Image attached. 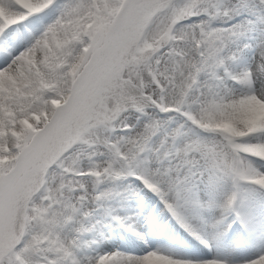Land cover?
Masks as SVG:
<instances>
[{
  "label": "snow or ice",
  "instance_id": "6c2138e0",
  "mask_svg": "<svg viewBox=\"0 0 264 264\" xmlns=\"http://www.w3.org/2000/svg\"><path fill=\"white\" fill-rule=\"evenodd\" d=\"M55 6L0 0V264H235L217 249L264 203V91L227 86L264 77V50L230 68L242 0H63L45 24ZM129 178L198 255L85 254L98 186Z\"/></svg>",
  "mask_w": 264,
  "mask_h": 264
},
{
  "label": "bare ground",
  "instance_id": "6f19581e",
  "mask_svg": "<svg viewBox=\"0 0 264 264\" xmlns=\"http://www.w3.org/2000/svg\"><path fill=\"white\" fill-rule=\"evenodd\" d=\"M60 3H63V0H57V6L42 14L45 24L54 22L58 17ZM234 20L243 21L239 16H236L232 21ZM232 25L234 24L232 23ZM243 26L246 27V24ZM248 34L246 33V35L241 37L238 41L240 51L237 60L230 64V68L234 72H240L245 70V68L255 69L257 62L260 61L261 51L264 50V37L260 36L252 38L249 37ZM245 45H247V47ZM2 62H4V57L3 55H0V63ZM254 79L255 83L252 89H249L247 86L236 84L231 80L227 82V86L235 88L237 92L246 93L254 90L257 93H260L261 91H264V77L257 76ZM255 163L261 171H264V162ZM128 180L129 179L102 184L99 193H108V195L103 197L101 203L107 205V215L104 217V220L108 219L109 222L108 224L95 223L93 227L89 225L91 231L85 235L91 236L93 240L90 243H86L84 250L85 254L93 257L105 255L113 246L117 245L122 250L121 253L126 254V252H128L131 255H142L145 250L151 249L176 251L184 255H198V248H204V246L200 244L199 241V244L194 242V237L190 236L187 232L184 234L176 225L172 224L170 220L168 221L166 216H163L162 214H153L152 216L154 203L152 200V193H147V190L140 185H137L138 188H136V190L134 186L132 187L128 184ZM129 189L139 191V195L131 194V192L128 191ZM226 190L227 189L224 185H217V197L222 198ZM259 205L260 208L258 211L257 206ZM127 210H133L137 216L142 215L148 210V216L151 215L153 219H155V222L151 224L150 227L149 223L143 225L135 220L127 221L124 217V212ZM114 215L118 218L117 220H114L116 224L113 222V219L110 220ZM157 220H161L158 225ZM89 223H91V221H88V224ZM113 224L116 226L115 231H112ZM119 224H122L126 231L122 237L120 236L121 230L118 227ZM248 225L247 230L242 228L244 232H239L241 229L239 223L235 224L231 230L226 231L229 236H234L235 239L224 240L221 246L217 249L218 254L230 257L235 261V264H242L243 261L252 259L261 254V252H264V203L253 201L252 212L248 217ZM116 231L120 235L112 234ZM235 233L237 234L235 235ZM246 234L260 236L254 240L242 239L243 235Z\"/></svg>",
  "mask_w": 264,
  "mask_h": 264
},
{
  "label": "rangeland",
  "instance_id": "374dc122",
  "mask_svg": "<svg viewBox=\"0 0 264 264\" xmlns=\"http://www.w3.org/2000/svg\"><path fill=\"white\" fill-rule=\"evenodd\" d=\"M62 4V3H60ZM255 12V13H254ZM245 13V14H244ZM242 14V15H241ZM244 14V15H243ZM241 15V16H239ZM236 16H239L240 19H243V21L241 20H238V21H232ZM231 21H229L230 24H234V25H237V24H246V27H245V30H246V33L248 34L249 37H264V6H261L258 4L257 0H242V8H241V11L239 14H237ZM255 19V20H254ZM249 21V22H248ZM254 21V22H253ZM260 21V22H259ZM44 22V21H43ZM236 24H235V23ZM45 23V22H44ZM254 23V24H253ZM261 23V24H260ZM251 24V25H250ZM254 26V27H253ZM253 27V28H252ZM256 27V28H255ZM250 29V30H249ZM252 33H251V32ZM258 31V32H257ZM246 69V68H245ZM200 135L203 136V137H211L212 134L211 133H207V132H203V131H200ZM255 162H258V163H262L260 161H255ZM131 182V183H130ZM128 184H130L132 187L134 186V188H138L137 185H139L138 181H134L132 180L131 178H129L128 180ZM104 186V185H103ZM142 186V185H140ZM102 185H99L98 188H97V191L99 192L100 189H101ZM143 187V186H142ZM137 190V189H136ZM147 190V189H146ZM154 198V205H153V212L152 214L154 215H160V214H165L167 213L168 211L166 210V208L164 207V205L160 202L159 198L156 197L155 195H153ZM253 201H256L257 203H262L261 202V199L257 196V197H254L253 198ZM102 200L96 204L94 206V214L92 217V219H89V222L91 221V223H89V225H91L92 227L94 226L95 223L97 224H100V223H103V224H108L109 220H104V217L107 215V205L106 204H103L101 203ZM259 208H260V205L257 206V210L259 211ZM148 210L146 212H144L142 215H139L137 216L135 214V212L133 210H127L124 212V217H125V220L127 221H137V222H140L141 224L145 225L147 223H154L155 222V219H152L153 217L150 215L148 216L147 214ZM169 213V212H168ZM170 214V213H169ZM116 215L112 216L110 220L113 219V222L116 224V222L114 220H117L118 218L115 217ZM170 218H172L171 214H170ZM173 219V218H172ZM175 220V219H174ZM161 220H157V225L158 223L160 222ZM176 222V221H175ZM177 223V222H176ZM178 224V223H177ZM178 226L180 227V225L178 224ZM116 226L113 224V229L115 228ZM118 227L120 228L121 230V237L122 235H124V233H126L125 229L123 228L122 224H119ZM151 227V225H150ZM178 227V228H179ZM180 230H182V232L185 233L184 229L180 227ZM161 232V231H160ZM116 234H118V232H116ZM92 237L89 236V235H85V242L86 243H90L92 242ZM112 249V250H111ZM106 254H109V253H114V252H122V250L120 249L119 246L115 245L111 248ZM152 250V249H151ZM126 254H129L128 252H126Z\"/></svg>",
  "mask_w": 264,
  "mask_h": 264
}]
</instances>
